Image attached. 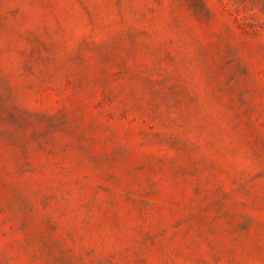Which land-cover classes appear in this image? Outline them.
Here are the masks:
<instances>
[{
    "label": "rangeland",
    "instance_id": "1",
    "mask_svg": "<svg viewBox=\"0 0 264 264\" xmlns=\"http://www.w3.org/2000/svg\"><path fill=\"white\" fill-rule=\"evenodd\" d=\"M0 264H264V0H0Z\"/></svg>",
    "mask_w": 264,
    "mask_h": 264
}]
</instances>
